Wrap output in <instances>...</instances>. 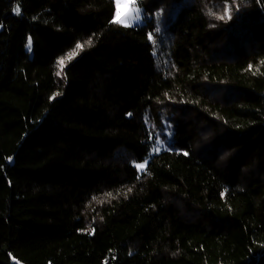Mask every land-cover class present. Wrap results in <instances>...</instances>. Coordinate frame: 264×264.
I'll return each instance as SVG.
<instances>
[{
    "label": "trees",
    "instance_id": "16d2710c",
    "mask_svg": "<svg viewBox=\"0 0 264 264\" xmlns=\"http://www.w3.org/2000/svg\"><path fill=\"white\" fill-rule=\"evenodd\" d=\"M136 4L0 0V264H264V0Z\"/></svg>",
    "mask_w": 264,
    "mask_h": 264
},
{
    "label": "rangeland",
    "instance_id": "374dc122",
    "mask_svg": "<svg viewBox=\"0 0 264 264\" xmlns=\"http://www.w3.org/2000/svg\"><path fill=\"white\" fill-rule=\"evenodd\" d=\"M115 2V13H114V17H113V22L122 26H125L126 24H128L129 26H142L145 24V17H144V13L142 11L141 8H139L135 2V7L138 8L139 11V19L138 20H128L127 16H125V12H126V8L124 7L126 0H113ZM118 10L120 12L121 17H123V21L122 22H116L117 21V13ZM27 49L30 50L31 49V44L28 42L27 44ZM165 146L160 143L157 142L155 148L153 149V152H157L161 149H164ZM151 157L146 158V160L142 163H137L135 164L138 172H143L145 170V168L147 167V164L149 163ZM139 165H144V168L141 169L138 166Z\"/></svg>",
    "mask_w": 264,
    "mask_h": 264
},
{
    "label": "snow or ice",
    "instance_id": "6c2138e0",
    "mask_svg": "<svg viewBox=\"0 0 264 264\" xmlns=\"http://www.w3.org/2000/svg\"><path fill=\"white\" fill-rule=\"evenodd\" d=\"M136 0H126L124 7L126 8L125 16H127L128 20H138L139 19V9L135 7ZM16 12L19 13V9H16ZM227 15V11L225 13ZM117 21L116 22H122L123 17H121L120 12L118 10L117 13ZM125 26H129L126 24ZM80 45H77V48H80ZM61 65H63L64 61L62 60ZM139 168L143 169L144 165H139Z\"/></svg>",
    "mask_w": 264,
    "mask_h": 264
}]
</instances>
